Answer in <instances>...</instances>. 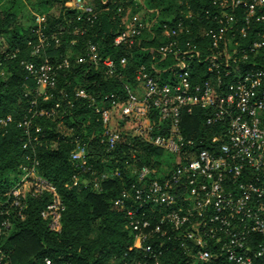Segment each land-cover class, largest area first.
Segmentation results:
<instances>
[{
	"label": "trees",
	"instance_id": "16d2710c",
	"mask_svg": "<svg viewBox=\"0 0 264 264\" xmlns=\"http://www.w3.org/2000/svg\"><path fill=\"white\" fill-rule=\"evenodd\" d=\"M28 1L31 7L20 9L12 3L9 8H0V119H12L0 128V223L9 224L0 235L3 264H133L143 257L131 249L133 236L115 201L130 191L135 172L142 167L160 172L162 165L171 170L180 158H192L201 150L217 154L223 142L211 140L214 136L223 138L226 127L208 126L207 110L184 111L180 134L194 147L183 144L181 156L156 148L134 134L118 135L116 145L109 150L95 107L104 109L111 102L126 100L140 66L169 69L171 58H151L161 46L175 44L184 50L189 44L206 54L210 40L205 34L217 30L218 7L215 0H84L93 12L89 17L71 9L74 0ZM142 6L153 11L150 29L115 45L116 36L124 29L125 11L129 7L139 11ZM187 13L192 17L186 19ZM36 15L44 18L39 26ZM179 23L183 30L177 33ZM173 31L177 34L172 35ZM40 34L44 48L34 55ZM90 46L96 47L100 57L113 62V76L104 75L89 63H76L77 57H86ZM43 60L53 67L54 85L38 93L36 81L25 68L38 67ZM65 60L67 66L63 65ZM150 74L159 84L170 82L169 71L157 74L150 70ZM209 79L202 70L199 80L192 82ZM78 90L93 98L94 105L76 97ZM153 119L158 126L153 136L168 135L169 122L156 114ZM77 144L86 147L84 165L71 159ZM172 158L174 163L170 162ZM35 163L38 174L56 188L64 206L58 232L52 231L41 216L50 202L49 195L27 194L18 208L12 207L13 198L6 196L19 180L22 168ZM253 240L264 243L263 237ZM156 241L154 236L148 242L155 248ZM160 264L192 262L180 250L170 249ZM255 264H264V257Z\"/></svg>",
	"mask_w": 264,
	"mask_h": 264
},
{
	"label": "built area",
	"instance_id": "2783aa9c",
	"mask_svg": "<svg viewBox=\"0 0 264 264\" xmlns=\"http://www.w3.org/2000/svg\"><path fill=\"white\" fill-rule=\"evenodd\" d=\"M214 5L218 7V27L205 34L210 40L206 54L189 44L184 50L175 44L161 46L151 58H171L173 64L169 69L140 66L126 100L111 102L104 109L95 107L109 150L118 139L112 128L115 112L120 125L132 124L135 136L177 156L183 144L194 147L192 141L184 142L180 134L182 112L207 110L208 126L226 127L223 138L214 136L211 140L223 142L217 154L201 150L192 158H180L167 171L142 167L135 172L136 180L129 191L132 194L124 192L115 201L128 221L133 236L131 249L143 257L133 264H160L170 249L180 250L192 264H255V260L264 257V243L253 240L256 236L264 238V0H215ZM70 6L93 16L84 0H74ZM184 17L191 18L192 14ZM43 20L36 15L37 26ZM177 27V33L183 30L181 23ZM143 29L149 30L150 24H124L114 44L140 36ZM177 33L173 31L172 35ZM38 41L34 55L44 48L41 34ZM75 61L89 63L106 76L114 75L113 62L100 57L95 46L88 48L86 57H77ZM63 65L67 66L68 60ZM25 69L36 81L38 93L54 85L53 67L48 60ZM150 70L157 74L169 71L170 82L159 84ZM202 70L210 79L193 83L192 80H199ZM75 96L88 100L91 106L95 103L82 90ZM154 114L169 122L168 135L153 136L158 127ZM11 122V117L0 119V128ZM22 148L27 149V144ZM86 156L85 145L77 144L71 159L84 165ZM35 166L36 163L22 168L19 180L6 196L13 198L12 207L18 208L27 194L49 195L50 202L41 216L52 231L58 232L64 206L56 188L38 174ZM151 175L155 178L150 179ZM8 225L7 221L0 223V235ZM154 236L155 248L148 242Z\"/></svg>",
	"mask_w": 264,
	"mask_h": 264
},
{
	"label": "rangeland",
	"instance_id": "374dc122",
	"mask_svg": "<svg viewBox=\"0 0 264 264\" xmlns=\"http://www.w3.org/2000/svg\"><path fill=\"white\" fill-rule=\"evenodd\" d=\"M12 3L14 5H16V8H23L24 6H30V1L28 0H0V8H9L10 6H12ZM142 5V4H141ZM31 7V6H30ZM141 7V6H140ZM143 8H140L139 11H135V9L133 8H128L125 11V14L123 16V20L124 24H128L129 26L131 25H135L137 22L139 21H145L146 24L151 22L154 17L153 12L146 10V8L144 6H142ZM0 76H3V74L0 72ZM120 120L119 118H117V112L114 113V119H113V123H112V128L113 130L117 133V135H127L130 136L131 134H133L132 131V124L131 123H125L123 125H120ZM174 158H172L170 160V162H175L173 160ZM162 171H167L168 170V166L162 165L161 169ZM135 170L133 169V172Z\"/></svg>",
	"mask_w": 264,
	"mask_h": 264
}]
</instances>
